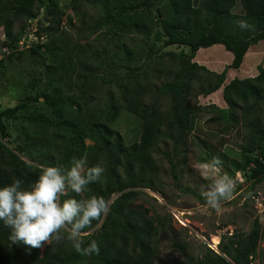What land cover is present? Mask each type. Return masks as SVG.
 <instances>
[{
    "label": "trees",
    "instance_id": "trees-1",
    "mask_svg": "<svg viewBox=\"0 0 264 264\" xmlns=\"http://www.w3.org/2000/svg\"><path fill=\"white\" fill-rule=\"evenodd\" d=\"M83 3L102 10L101 19L83 30L86 37L105 31L100 50L93 47L87 52L78 43H68L60 30L64 14L58 0H0L4 34L0 46L8 49L0 60V72L6 62L23 58L26 50L46 66L26 81L31 90L44 81L40 93H29L27 100L0 111V186L16 178L27 186L39 175L40 164L68 167L74 158H86L89 167L99 164L105 169L99 181L83 193L65 197L96 195L108 202L109 211L81 237L85 247L95 240L98 251L77 252L64 230L60 241L27 251L10 244V230L0 223V264H156V239L167 224L172 232L171 219L135 205L146 195L142 190L160 191L153 150L162 139L171 144V153L164 151L163 156L177 180L174 159L185 163L190 147L199 150L208 145L191 135L196 116L217 112L213 106L196 104V99L220 89L227 109L206 128L217 132L224 123L243 129L235 166L243 178L242 183L234 181L238 190L245 182L253 188L264 180V69L258 67L256 76L225 84L226 70L217 74L193 61L200 49L222 46L232 56L227 67L239 69L248 50L264 41V0H71L77 17ZM42 10L39 30L47 34L45 43L31 42L26 50L20 49L28 23ZM17 23L21 26L15 32ZM39 32L35 36L41 37ZM94 84L105 86L104 93L92 95ZM122 113L139 120V137L131 144L111 125ZM11 126L20 140L15 148L4 143ZM196 198L208 204L206 198ZM263 239L264 224L254 220L247 234H222L217 252L208 248L202 256L191 255L187 243L175 237L171 247L183 257L177 264H252Z\"/></svg>",
    "mask_w": 264,
    "mask_h": 264
},
{
    "label": "rangeland",
    "instance_id": "rangeland-1",
    "mask_svg": "<svg viewBox=\"0 0 264 264\" xmlns=\"http://www.w3.org/2000/svg\"><path fill=\"white\" fill-rule=\"evenodd\" d=\"M70 1L58 0L59 8L64 14L60 30L65 32L69 44L75 45L78 43L84 46L87 52L94 51L93 47L100 50L105 44V31L99 30L89 37H86L83 33L86 27L93 26L101 19L102 10L99 5L91 4V6L89 3H83L79 13L80 16L77 17L69 6ZM43 11L40 12L35 21L31 24L28 23L29 28L25 30L27 34L30 33L31 42L39 41L42 44L47 39L45 31L39 30L42 25L40 21L42 20ZM83 14H85L84 17H82ZM67 17H72L70 23L67 22ZM20 26L21 23H17L14 31L17 32ZM25 31L22 36L26 35ZM37 31H40L39 35L41 37L35 36ZM2 33V29H0V38ZM159 46H161V42H159ZM170 50L176 51V53L180 51L179 48H170ZM185 53H188V51L185 50ZM231 60V54L226 52L222 46L200 49L193 58L194 62L214 73L220 74L226 70V84L233 78L243 79L256 76L258 67L264 69V41L248 50L239 69L231 70L227 67ZM4 66V72H0V111L20 104L25 99L27 100L29 93L36 95L42 91L44 81L37 83L33 90L26 86V81L30 79V75H35L38 71L42 73L46 67L41 66L37 62V56L35 57L29 50L25 51L23 58L12 63L6 62ZM42 78L43 80L46 78L44 74H42ZM162 82V80L158 81L157 85ZM104 89L105 86L102 87L101 84H97L91 88L93 92L91 94L104 93ZM41 101L42 99L39 100V102ZM196 104L206 108L210 107V109L213 106L217 109L216 113L205 111L197 115L194 120L195 128L192 132L194 134L191 135L199 137L208 145L205 148L201 145L202 149L199 150L195 145L190 147L185 163L180 158L174 159L178 162L177 180H174L170 165L163 156L164 151L171 153V144L164 142L163 139L160 140L152 153L155 162L159 165L158 183L160 191L142 190L146 195L139 197L135 202V205L149 209L150 215L157 214L162 217L167 215L171 219L172 232H169L167 224L166 230L164 229L165 231H162L156 239L158 248L156 264H177L183 261V257L171 247L172 237L181 242L185 241L191 255L202 256L208 248L217 252L215 247H212L209 243L212 236L217 237L219 242L222 234H247L254 220H258L261 226L264 224V180L253 188L250 187V183L245 182L239 190L234 184L231 197L222 199L219 207L201 204L197 200L196 196L206 198V191L214 185L215 180L220 175L227 174L233 181L239 180L241 182L243 179L241 174L235 171V166L239 163L243 129L241 127L234 128L231 125L225 126L222 123L224 126L217 132L207 130V122L211 119L217 122L222 116V111L227 109L222 100L221 89L208 97L197 98ZM111 125L113 129L120 133L126 144H131L139 137V120L131 114L122 113ZM24 127H26L25 124ZM9 131L10 136L4 140V143L8 148H15L17 143L20 142L16 137L18 132L12 126ZM86 144L91 145V142L86 141ZM21 157L30 164H36L34 161ZM213 158H219L222 161L220 172L203 168V165L211 163ZM187 188L193 191L194 194L186 191ZM252 264H264V239L257 246L256 256Z\"/></svg>",
    "mask_w": 264,
    "mask_h": 264
},
{
    "label": "clouds",
    "instance_id": "clouds-1",
    "mask_svg": "<svg viewBox=\"0 0 264 264\" xmlns=\"http://www.w3.org/2000/svg\"><path fill=\"white\" fill-rule=\"evenodd\" d=\"M38 167L39 175L27 186L19 178L0 186V223L10 230V244L27 251L40 249L52 240L63 239L64 230L77 252L84 255L97 252L95 240L85 247L81 237L94 220L109 211L108 202L96 195L84 199L65 197L88 190L89 185L101 179L105 169L99 164L89 167L86 158H74L68 167L47 164ZM203 168L220 172L222 161L213 158ZM233 188L234 181L227 174L218 176L205 193L208 204L219 207L221 199L231 197Z\"/></svg>",
    "mask_w": 264,
    "mask_h": 264
},
{
    "label": "built area",
    "instance_id": "built-area-1",
    "mask_svg": "<svg viewBox=\"0 0 264 264\" xmlns=\"http://www.w3.org/2000/svg\"><path fill=\"white\" fill-rule=\"evenodd\" d=\"M30 36V35H29ZM29 36H23L22 39L19 42L20 49H24L29 46L32 38H29ZM4 41V35H1L0 43ZM8 54V49L4 46H0V60L5 57V55Z\"/></svg>",
    "mask_w": 264,
    "mask_h": 264
},
{
    "label": "bare ground",
    "instance_id": "bare-ground-1",
    "mask_svg": "<svg viewBox=\"0 0 264 264\" xmlns=\"http://www.w3.org/2000/svg\"><path fill=\"white\" fill-rule=\"evenodd\" d=\"M209 243H210V245H211L212 247H215L216 244L218 243V239H217V237L212 236V238H211V240H210Z\"/></svg>",
    "mask_w": 264,
    "mask_h": 264
}]
</instances>
